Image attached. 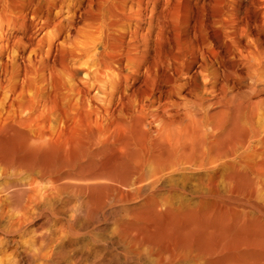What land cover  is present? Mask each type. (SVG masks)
Returning <instances> with one entry per match:
<instances>
[{"label": "bare ground", "instance_id": "obj_1", "mask_svg": "<svg viewBox=\"0 0 264 264\" xmlns=\"http://www.w3.org/2000/svg\"><path fill=\"white\" fill-rule=\"evenodd\" d=\"M0 264H264V0H0Z\"/></svg>", "mask_w": 264, "mask_h": 264}, {"label": "rangeland", "instance_id": "obj_2", "mask_svg": "<svg viewBox=\"0 0 264 264\" xmlns=\"http://www.w3.org/2000/svg\"><path fill=\"white\" fill-rule=\"evenodd\" d=\"M172 35V34H171Z\"/></svg>", "mask_w": 264, "mask_h": 264}]
</instances>
